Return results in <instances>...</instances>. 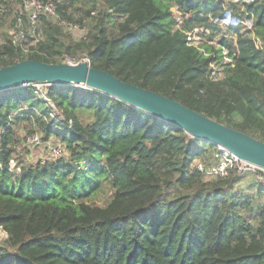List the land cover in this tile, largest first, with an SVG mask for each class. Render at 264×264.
<instances>
[{
	"label": "trees",
	"instance_id": "1",
	"mask_svg": "<svg viewBox=\"0 0 264 264\" xmlns=\"http://www.w3.org/2000/svg\"><path fill=\"white\" fill-rule=\"evenodd\" d=\"M38 1L86 25V36L69 40L45 15L34 27L22 14L8 24L11 6L0 0V25L23 26L20 43L0 33V68L82 54L91 68L264 144V0ZM226 11L239 23L214 22ZM194 29L198 47L187 39ZM47 90L58 120L32 86L0 91V264H264V187L237 190L234 173L208 181L196 164L209 166L216 146L94 90ZM21 126L57 140L64 156L14 162L15 172ZM104 185L111 193L99 206Z\"/></svg>",
	"mask_w": 264,
	"mask_h": 264
},
{
	"label": "water",
	"instance_id": "2",
	"mask_svg": "<svg viewBox=\"0 0 264 264\" xmlns=\"http://www.w3.org/2000/svg\"><path fill=\"white\" fill-rule=\"evenodd\" d=\"M33 83L68 85L106 94L183 130L192 139H201L221 147L237 159L264 170L262 142L187 109L167 97L91 68L86 62L46 64L24 60L0 68V91L22 88Z\"/></svg>",
	"mask_w": 264,
	"mask_h": 264
},
{
	"label": "built area",
	"instance_id": "3",
	"mask_svg": "<svg viewBox=\"0 0 264 264\" xmlns=\"http://www.w3.org/2000/svg\"><path fill=\"white\" fill-rule=\"evenodd\" d=\"M23 2L25 3V12H26L25 17H27V20L31 27H34L40 15L48 16L52 18L54 21L58 20L57 15H56V8L52 1L42 3L38 0H25ZM225 19L221 21L224 22ZM232 19L234 20V22L232 21ZM228 20H230L229 21L230 24L236 25L239 23L232 16L227 17V21ZM221 21H214V22H217L220 25ZM56 23L62 26L64 31H66L65 30L66 28L69 30L77 29L76 25L68 24L66 21L62 19L58 20ZM245 26L247 25L245 24ZM22 27H23L22 23L20 22V20H18L15 28L10 30V35L12 36L13 42L20 43L21 40L23 39ZM247 27L250 28L249 26ZM194 30H193V33L187 34V39L190 45L194 47H198L199 43L197 45H193L194 40L192 39H194V36H195L194 34L198 32L199 30L198 29H194ZM197 41L199 42L198 38H197ZM81 62H86L88 64V59L83 58ZM70 64H75V63H70ZM210 68H211L210 77L212 79L217 80V78L222 77V75L218 73V70L215 69L214 65L213 66L210 65ZM28 86L33 87L34 95L38 99L42 100V102H44V104L48 108L49 110L48 119H50L51 121L60 119V113L56 110L53 103L48 98V90H47L48 85L33 83ZM28 86H25V87H28ZM70 125L71 123L69 122V127ZM34 132L35 133L29 136V138L27 139V143L32 146H41L46 151V157L41 162H53L61 158L62 156H64V150L61 144L54 143L50 140L42 141L41 134L38 133L37 131H34ZM213 157H214V164H211L209 166H205L201 162H198L196 164V169L199 172L203 173L205 176H207L208 179H210V177H214L213 173L215 172V170H217L216 172L219 173L218 176L220 177L225 176L227 173L228 174L234 173V175L239 178H242L246 175H251L254 180L253 182L255 183L256 186L264 187V170L263 169L237 159L235 156H233L231 153H229L228 151H226L225 149L221 147L216 148ZM10 168L14 169L15 172L19 170L18 167H16L13 160L10 161Z\"/></svg>",
	"mask_w": 264,
	"mask_h": 264
},
{
	"label": "rangeland",
	"instance_id": "4",
	"mask_svg": "<svg viewBox=\"0 0 264 264\" xmlns=\"http://www.w3.org/2000/svg\"><path fill=\"white\" fill-rule=\"evenodd\" d=\"M4 1L9 3L11 6V10H10L11 11V13H10L11 17H7L6 23L9 24L12 16L15 14H18V15L22 14L25 16V14H26L25 3L23 2L25 0H4ZM237 7L240 8V11L244 10V8L241 5H239V3L237 5ZM2 10H3L2 12H4V11L9 12V9L4 10V7L2 8ZM74 14H76V13H74ZM225 15H226L225 21L224 22L221 21V23H220V26L222 28L225 26L231 25L229 23L230 20L227 21V17L232 16L230 11H226ZM76 16H79V14H77ZM180 21L178 23L179 25H180ZM232 21L234 22L233 19H232ZM77 25H78L77 29L69 30L66 28L65 29L66 31L63 32L67 37H69V40L72 38L73 39H83L86 36V32H87L86 25H85V27H84V25L82 27V25H80L79 23H77ZM198 30L200 31V29H198ZM7 31H8V34H10L9 28L7 26L5 27V26L0 25V33L1 34H3L4 32H7ZM192 40H194L193 45H197L198 43L201 44V42L197 41L196 36H194V39H192ZM216 41H217V39L214 41V43ZM83 58H85V57L82 54H80V55H75L71 59L68 57H63V58H61V61L63 63L78 64L79 62H81V60ZM215 69H217V68L215 67ZM34 131H37V130H33V128H31L29 126H27V127L21 126L18 129V131H17L18 145H17V147H15L16 150H15V153L13 156L14 162H16V163L17 162H23L24 164H35L38 161H42L46 157V151L41 146H32V145H29L27 143V139L29 138V136H31L32 134L35 133ZM39 131H37V132L40 133ZM50 141H52L54 143H58L57 140H55L54 138H50ZM211 164H214V160L211 161L210 165ZM216 171L217 170H215V172L213 173L214 177H210L209 180L207 178L206 179L208 181H212V180L215 181L216 179H219V178L220 179L227 178L230 175V173L229 174L227 173L225 176L220 177V176H218L219 173ZM253 181L254 180H253V177L251 175H246V176L239 179V181L237 182L235 187L237 188V190H245V191L250 192V193H255V189L258 188V186H256ZM110 193H111V190L109 189V187H105V185H104L103 189L100 190L99 192H97L95 199H94V203H96L99 206H104L110 197ZM262 198H264V195ZM5 240H6V234L4 231H2L0 229V244H2Z\"/></svg>",
	"mask_w": 264,
	"mask_h": 264
}]
</instances>
